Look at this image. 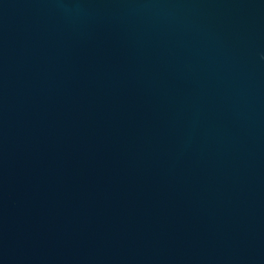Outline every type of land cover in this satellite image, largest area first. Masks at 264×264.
Here are the masks:
<instances>
[{"label": "water", "instance_id": "95a60500", "mask_svg": "<svg viewBox=\"0 0 264 264\" xmlns=\"http://www.w3.org/2000/svg\"><path fill=\"white\" fill-rule=\"evenodd\" d=\"M0 264H264V0H0Z\"/></svg>", "mask_w": 264, "mask_h": 264}]
</instances>
